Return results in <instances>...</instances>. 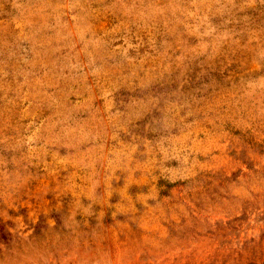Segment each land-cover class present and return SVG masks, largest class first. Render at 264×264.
<instances>
[{
    "label": "rangeland",
    "instance_id": "rangeland-1",
    "mask_svg": "<svg viewBox=\"0 0 264 264\" xmlns=\"http://www.w3.org/2000/svg\"><path fill=\"white\" fill-rule=\"evenodd\" d=\"M0 264H264V0H0Z\"/></svg>",
    "mask_w": 264,
    "mask_h": 264
}]
</instances>
